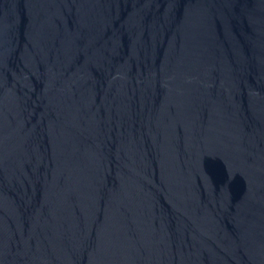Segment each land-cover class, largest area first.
Wrapping results in <instances>:
<instances>
[{"label": "water", "instance_id": "obj_1", "mask_svg": "<svg viewBox=\"0 0 264 264\" xmlns=\"http://www.w3.org/2000/svg\"><path fill=\"white\" fill-rule=\"evenodd\" d=\"M0 264H264V0H0Z\"/></svg>", "mask_w": 264, "mask_h": 264}]
</instances>
